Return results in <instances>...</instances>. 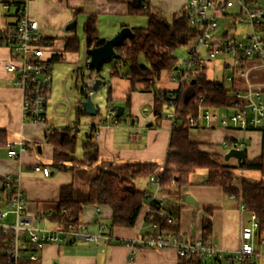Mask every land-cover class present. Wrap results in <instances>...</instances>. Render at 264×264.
Masks as SVG:
<instances>
[{"label":"crops","instance_id":"1","mask_svg":"<svg viewBox=\"0 0 264 264\" xmlns=\"http://www.w3.org/2000/svg\"><path fill=\"white\" fill-rule=\"evenodd\" d=\"M127 1L57 0L55 2L54 0H30L27 3V12L31 19L39 22L40 29L44 33L50 27H53L47 18L46 7L52 5L64 7L67 15L64 16L66 19H62L59 22L60 25H66L72 19H76L78 15H75L76 11L81 8L82 12L85 13L82 23L89 13H96L98 35L100 38L108 39L115 35L123 26L137 27L146 25V18L145 22H142L143 24H139L141 23L140 19H142L139 16L142 15L128 14ZM148 2L152 7H159L154 3V0H149ZM185 2L186 0H167V2H161L160 4L163 8L159 7L158 9L164 18L169 19L172 13L183 8ZM36 3H41L45 10L43 9L41 12L37 10ZM119 5L122 6L119 7ZM170 6L176 8H170ZM9 15L13 16L14 19L8 22L7 25L15 21L14 13ZM108 19L110 20L108 21ZM74 36V32H70L64 38H72ZM59 53V55L52 57V65L64 53L72 52H63V47H61ZM12 57L13 54L8 47L0 46V129L6 133V142L17 139L24 140L25 150L16 157H10L7 154L6 146L0 145V211L7 210L2 193V183L6 180V177L14 178L24 195L27 210L41 217L40 222H37L36 226L45 229L62 228L64 226L59 225L58 222L51 221L46 217V214L54 211V203L59 197L60 186L65 183H71L73 198L82 206L79 214V226L77 228L72 227V230L81 231L80 227H84V233L97 234L102 232L109 236L94 242L85 240L80 235H70L69 240L66 242L45 244L41 249L36 250L38 259L25 264H177L178 258L173 249L157 250L140 247L136 249L132 258L128 257L129 250L120 241L131 239L148 230L147 221L144 218L146 206L142 207L132 227L115 226L108 228L111 218L110 208L88 202L89 182L97 176L101 161L107 160L114 164L151 162L158 164L159 170L162 169L171 124L164 118L159 125L154 126L152 113L154 90L140 93L132 91L129 107L125 109L123 107L124 114L121 122L117 124L103 122L99 127L98 138L91 139L97 145L98 159L96 161H87L83 164L65 161L62 162L63 167L60 168L53 164L54 145L46 138L44 126L27 123L22 119V93L19 88L13 85V75L4 69V63ZM210 65H213V63ZM72 69L73 67H70V74L75 71ZM164 77L166 81L160 80V78L157 80V86L154 87L155 90L179 89V85L171 81L168 71H166ZM99 78L104 81L102 85L104 86L107 79L102 76ZM109 81L111 101L106 102L117 107L119 104L121 105L129 91L130 83L126 78L119 76H113ZM75 93L74 91L73 94ZM51 95L52 90L44 108L46 121L52 124L65 123L66 121L77 122L79 130L76 132V137L81 144L88 136V133L87 131L80 132V117L76 115L79 99H76L75 108H72L67 99L68 94L62 98L57 96L53 103H50ZM64 104L67 107L65 114L56 112L58 105ZM144 108H148V110L144 112ZM59 109H62V107ZM72 110L74 119L70 120L69 114ZM95 121L96 118H93L92 122ZM201 123L204 124V121H201ZM189 136L192 141L200 143L201 149L210 153L219 154V148H226L221 145V142L226 138L242 142L243 146L240 149L244 150V154L248 159L258 156L262 150L263 137L256 130L225 129L222 127L207 128L202 126L190 129ZM82 152L81 149L80 155L75 152L74 156L77 159H82ZM34 164L49 167V175L45 176L41 172L34 171L32 169ZM231 165L233 164L231 163ZM196 171H202V173L197 177V175L195 176L196 173L193 172L189 176L188 185L182 187L178 194L161 192L164 195L161 212L164 216L173 217L178 225V232L185 237L201 238L202 219L205 217L209 218L211 221L210 238L222 252L233 254L243 243L242 230L249 225L250 211L241 208L242 202L238 197L225 193L220 186L207 184L206 169H198ZM233 171L236 174L234 183L237 187L240 186L241 180L257 182L261 179V174L258 171L243 169H235ZM143 183V189L147 192L153 191L154 187L151 184H147L146 180ZM187 197H190L195 202H187ZM206 208L209 211H206ZM13 220V216L8 214L4 219H0V224L2 222L11 224ZM100 224H105L106 228L100 229ZM253 246L255 250L264 254V248H261L259 244L257 245L256 241L253 242ZM258 260H262L261 263H263L264 256L255 260V263ZM226 262H231V258H227Z\"/></svg>","mask_w":264,"mask_h":264},{"label":"built area","instance_id":"2","mask_svg":"<svg viewBox=\"0 0 264 264\" xmlns=\"http://www.w3.org/2000/svg\"><path fill=\"white\" fill-rule=\"evenodd\" d=\"M21 0L14 11L15 21L0 29V46L10 49L13 57L4 63L6 72L13 75V85L22 93L21 115L23 121L31 124H41L45 131L52 128L70 129L76 122L52 124L46 121L44 108L52 90L51 59L58 53L40 29L39 22L31 19L27 12V3ZM4 11L9 13L12 5L3 3ZM236 7L234 12L230 9ZM185 25L193 30V38L186 46V57L177 63L170 73L171 81L178 85L189 80L199 71L205 70L217 56L224 57V67L229 74L224 76L221 83L228 84L230 98L224 107H202L203 96L192 101L200 110L197 117L189 116L187 122L190 127H222L225 129L256 130L264 139V76L257 74L259 69L264 71V7L259 0H186L183 5ZM233 19V25L219 31V19ZM232 31L230 32V30ZM43 40L46 43H42ZM90 66V57L84 50L82 60L72 70H80ZM84 78L80 82L82 101L91 98L93 90ZM80 91V89H79ZM173 108L167 112L165 119L172 125L176 118ZM148 109L144 108L146 112ZM117 107L106 104L104 114L98 116L95 122L86 125V131L93 139L98 138L99 127L103 122L117 124ZM122 112L121 115H123ZM204 121V124L201 123ZM77 129H79V124ZM221 145L230 149H240L243 143L239 140L226 138ZM7 154L16 157L25 150L22 139L5 143ZM264 151V148H263ZM32 169L49 175L50 169L41 164H34ZM160 171V170H159ZM149 183L154 185L145 205V220L148 230L131 239L121 240L128 250V257L132 258L136 249L151 248L157 250L173 249L176 252L177 264H193L191 260L221 261L227 258L235 260L255 261L264 254L255 250L258 219L254 212L249 214V225L242 230L241 246L233 253L222 252L218 245L209 237H185L181 233L160 230L158 223L149 221L150 202H154L161 211L164 195L161 193L158 178L149 177ZM2 193L7 210L0 211V219L8 214L14 218L13 223L0 224L1 254L3 264H25L38 259L36 250L47 243H63L69 236H82L85 240L97 242L100 238H108L107 234H97L73 231L71 225L62 228L45 229L36 226L41 217L35 216L27 210L22 191L14 178L6 177L2 183ZM161 193V194H160ZM242 209H246L241 205ZM47 213L46 216L50 215ZM167 223L174 221L173 217L165 216ZM106 228L100 224V229ZM259 246L264 248V236L258 239Z\"/></svg>","mask_w":264,"mask_h":264},{"label":"trees","instance_id":"3","mask_svg":"<svg viewBox=\"0 0 264 264\" xmlns=\"http://www.w3.org/2000/svg\"><path fill=\"white\" fill-rule=\"evenodd\" d=\"M17 2H8L18 9ZM128 14L144 15L146 17L145 26L130 27L133 32L131 39L124 40L121 46L115 47V55L108 70V78L113 76L124 77L129 80L130 88L122 107L128 108L130 105V94L132 91H149L160 78L163 71L171 73L177 65V59L173 52L177 47H186L193 38V30L185 25L183 9L172 14L170 21H167L160 10L149 5L148 0L127 1ZM82 9L76 11L81 13ZM97 14L89 13L82 23V34L84 47L86 50L98 47L105 41L100 38L96 27ZM46 41L53 44L54 38L46 37ZM80 37L75 35L72 38H64L62 42L63 52H76L80 46ZM43 40L42 43H46ZM60 53L55 54V56ZM142 57L145 64L139 63ZM124 67V70L121 68ZM100 69L92 67L84 69V72L76 77V81L92 77L93 74L100 76ZM108 86L107 101H111L110 81L105 80ZM81 86V85H80ZM152 105L154 126L164 119L165 114L171 106L176 118L171 125L167 151L162 169L159 165L151 162H132L124 164H114L111 161H101V167L97 176L90 182L88 187V202L97 206H108L111 210V218L108 228L112 227H132L139 213L145 204L149 202L148 196L151 192L139 189L137 182L146 180L149 183L150 176L158 178L161 192L178 194L182 187L188 185L189 176L198 169L207 170V184L220 186L223 191L234 197H238L245 208L254 212L258 219L257 237L264 236V139L262 150L254 158L248 159L238 165L221 163V157L217 153L207 152L200 147V143L192 141L189 136L190 127L187 119L189 116L197 117L200 110L193 105L192 101L199 96H203L202 107L226 106L229 98V89L221 82L206 78L202 72L191 76L179 84L178 90H155ZM80 93L82 90L80 88ZM82 99L77 102L76 115H85L82 110ZM170 107V108H171ZM123 115L117 117L121 122ZM70 129L52 128L45 131L46 138L54 145L53 159L54 165L62 168V162L72 161L75 164H83L87 161L98 159L97 145L92 142L91 135L80 144L82 149V159H77L74 154L77 148L76 132L78 123ZM6 133L0 129V145H5ZM224 157V155H223ZM254 170L261 174V179L257 182L241 180L240 186L235 185L236 174L233 170ZM154 187V185H152ZM149 221L158 223L160 230L178 232V225L175 221L167 223L165 216L159 210L156 203L150 202ZM81 204L73 198V187L71 183L60 186L59 197L54 203V211L46 216L59 225L74 228L79 226V214ZM209 211L208 208L205 209ZM211 235V221L203 218L201 223V238L206 239ZM0 246V264H3V255ZM193 264H203L197 258L191 260ZM218 262V261H216ZM220 262V261H219ZM240 264H256L255 261L239 260Z\"/></svg>","mask_w":264,"mask_h":264},{"label":"rangeland","instance_id":"4","mask_svg":"<svg viewBox=\"0 0 264 264\" xmlns=\"http://www.w3.org/2000/svg\"><path fill=\"white\" fill-rule=\"evenodd\" d=\"M4 1H8V2H12V1H19V0H0V29L5 27L7 25L8 22L13 21L14 17L10 16L9 14L14 13L16 7L12 6L9 13H6L2 7L3 2ZM55 2H57V0H54ZM149 1V0H148ZM158 1V3H157ZM167 0H154V3L163 8V6H161V2H164ZM260 3H262L264 5V0H260ZM36 9L39 10L40 12L44 9L43 6H41V3H36ZM122 5H119V7H121ZM152 7V6H151ZM157 7V8H159ZM47 9L45 10V12L47 13V18L49 20V23L52 24L53 27H50V29H48L47 31L44 32V34L54 38V42H53V46L56 49H61L62 47V40L65 36H68L70 34V32H74L75 35L79 36L80 39V46L78 51L76 52H72V53H64L62 55V57L58 60L55 61L52 65V95H51V99H50V103H53V101L56 100L57 96H59V98L65 97L66 94H68V101L69 104L72 108H75L74 106L76 105V99H82V95L80 94V92L78 91L80 89V80H77L75 82L76 76H78L80 74V70L74 71L73 73L70 74V67H74L76 66V64L78 62H80L82 60L83 57V51H84V38H83V34H82V18L85 16V13L81 12L78 13V15L76 16V27L71 30V31H65L64 30V25H60L59 22L62 19H66L64 16L67 15L66 11L64 10V7L61 6H57V5H52L49 7H46ZM170 8H176L173 6H170ZM236 10V7H233L230 9L231 12H234ZM173 14V13H172ZM172 14L169 16V19H166L167 21H170ZM142 19L141 23L139 24H143L142 22H145V16H139ZM110 19H108L109 21ZM233 25V19L230 18H226V19H219V23H218V30L222 31L224 29H226L228 26H232ZM59 53V51H58ZM173 54L175 55L176 59H177V63L180 62L181 60H183L186 57V49L183 46H179L177 47V49H175V51L173 52ZM224 61V57L223 56H217L216 58L213 59L212 63L213 65L208 64L207 65V69L202 70L200 72H202L204 74V76L206 78L209 79H213L216 82H222L224 79V76L229 74V70L224 67L223 64ZM139 63L141 64H145V61L143 60V58L140 56L139 57ZM111 62L109 63H105L102 65L101 70H100V75L102 77H105L107 80H109L108 78V70L110 68ZM122 70H124V67L121 68ZM166 71L162 72L161 76H160V80H164L166 81L165 76ZM257 74H259L260 76H264V71L263 69H259ZM226 87L228 86V84L225 82ZM157 86V81L154 84L153 88ZM152 87L150 88L149 91H152L153 89ZM76 92L75 94H73V92ZM107 92H108V86L107 84H105L104 86L97 88L95 91H93L92 96H91V101L93 103V105L97 108V114L93 117L91 116H87V115H82L79 116L80 117V132L82 133L83 131H86L85 126L87 124H90L93 120V118H97L98 116L102 115L105 113L106 111V99H107ZM137 92V91H136ZM140 92H147V91H138ZM120 105V104H119ZM59 107L56 109V112H60V113H64L67 111V107L66 105H58ZM171 106H173V104H171ZM169 106V111H170V107ZM62 109H59L61 108ZM148 109V108H147ZM53 112V111H52ZM54 113V112H53ZM166 117V114L164 116V118ZM69 119L72 120L74 119V114H73V110L70 112L69 114ZM80 151H81V147H80V140L78 139L77 141V149H76V154L80 155ZM219 154L221 155V157L219 158V161L221 163H226V164H234L236 163V160L234 158H230L229 160L225 161L223 158V155L228 151V149L226 148H219ZM195 176L197 175V177L200 175V173H202V171H195ZM137 187L139 189H143L144 187V183L143 182H137ZM29 211V210H28ZM36 216V215H35ZM262 260H258L256 261V264H264L261 263ZM205 264H240L239 261L235 260L234 258H231V262H226V260H222L220 262H211L206 260Z\"/></svg>","mask_w":264,"mask_h":264},{"label":"water","instance_id":"5","mask_svg":"<svg viewBox=\"0 0 264 264\" xmlns=\"http://www.w3.org/2000/svg\"><path fill=\"white\" fill-rule=\"evenodd\" d=\"M143 1V0H137ZM76 26V19H72L64 26L65 31H71ZM133 37V32L129 26H123L120 30L113 35L111 38L105 39L102 45L98 47H93L87 50V54L90 57V67L95 70H98L102 67L103 64L109 63L112 61L115 55V47L121 46L126 39H131ZM87 84L89 87L95 91L97 88H100L104 81L97 77L96 74H93L92 77L87 79ZM83 112L87 116H95L97 113V108L93 105L91 98L88 97L86 100L81 103ZM123 112V107L121 105L117 106L116 115L120 116ZM234 158L238 165H241L245 161L244 150L242 149H230L224 155V159L228 160ZM187 202H195L190 197L186 198Z\"/></svg>","mask_w":264,"mask_h":264}]
</instances>
